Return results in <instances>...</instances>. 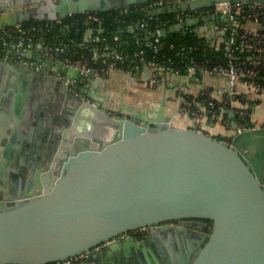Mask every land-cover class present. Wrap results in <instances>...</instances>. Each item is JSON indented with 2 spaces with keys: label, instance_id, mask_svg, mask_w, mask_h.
I'll return each mask as SVG.
<instances>
[{
  "label": "water",
  "instance_id": "95a60500",
  "mask_svg": "<svg viewBox=\"0 0 264 264\" xmlns=\"http://www.w3.org/2000/svg\"><path fill=\"white\" fill-rule=\"evenodd\" d=\"M147 1L30 0L31 7L3 17L1 29ZM217 1L224 0L186 1L152 13ZM251 1L264 3L231 0ZM220 17L192 18L169 30ZM95 31L89 28L91 37ZM41 48L47 56L39 69L0 55L1 263L47 264L88 252L75 264H264V125L237 132L233 121L228 140L179 127L167 112L166 93L143 110L106 107L107 97L93 89L106 76L85 77ZM11 74L32 79L33 91L14 90ZM48 84L52 101L44 99ZM28 96L40 97V104L23 102ZM39 115L38 147L26 151L23 141L33 134H20L16 125L30 127ZM173 221L179 227L164 233L162 223ZM144 226L153 229L142 239L120 237Z\"/></svg>",
  "mask_w": 264,
  "mask_h": 264
},
{
  "label": "built area",
  "instance_id": "2783aa9c",
  "mask_svg": "<svg viewBox=\"0 0 264 264\" xmlns=\"http://www.w3.org/2000/svg\"><path fill=\"white\" fill-rule=\"evenodd\" d=\"M186 1L193 0H150L140 4H136L135 10L145 13H152L154 10L163 8L166 6L180 5ZM132 7V6H131ZM130 7V8H131ZM130 8L119 9L121 12L130 10ZM153 14V13H152ZM220 15L221 17H228L229 20L225 24H221L220 28L223 30V34L218 37L215 41L217 45L222 46L224 50L225 62L215 63L213 65H206L204 63L195 62L194 60L188 62L185 66L186 73H181V68L175 65L165 66L160 62L149 60L146 57V51L144 48L136 50L134 53V59L129 65L130 68L127 70L135 71L141 68H149L153 70L151 77L152 83H157L159 80L158 76H163L164 74L171 73L176 75H186L191 77L196 75H210V76H222L226 77L228 81V88L224 93L222 98L217 99L211 94H206L210 96L207 101L204 99L194 100L196 104L193 106L190 102H186V99L180 101L177 109V113L182 115H187L190 117L196 118H206L211 122L220 123L226 125L227 127H232L233 121L229 120L233 118L238 112V86L243 84L247 87H251L257 91L264 92V83L258 81L260 74L259 64L260 60L254 59L252 56V66L247 67L243 64L236 62V53L238 49L244 48V43L241 41L243 39L247 40L251 36L253 31L245 29L240 37L236 36V23L237 17L240 15H245L252 21L258 22L260 25H264V3L257 1H251L248 4H243L240 2L233 3L231 0L217 1L211 6H206L198 9L186 10V11H177L175 15V24L184 23L187 20L196 17L202 16H213ZM104 16L98 12L86 13V16L83 17L82 21L83 26L91 27L96 29H103ZM212 22H216V18L210 19ZM62 20L57 21L61 23ZM53 21L47 20L45 23H37L30 25L29 27H24L22 23L17 24L13 29H0V39L2 41V46L0 47V55L11 60L14 63H26L31 67L36 66L38 69L41 65L32 59L26 58V52L35 47L37 44H42L44 49H48L51 54H59L62 56L63 61L73 67L79 68L82 75L85 77H105L108 76L112 71L119 66L120 63L125 62L130 58V53L125 51H113L108 58L101 60L97 64H92L91 59L85 55H81L78 58H72L71 56H66V44L62 43H50L46 41L43 33L51 31L53 28ZM167 22H164L166 24ZM75 25V24H74ZM138 25L142 28L145 27L146 21L144 19L138 21ZM174 25V24H173ZM220 25V24H218ZM216 25V27H218ZM81 28V27H79ZM165 28L158 26L154 34L156 35L153 45L157 49L162 45L161 37L165 35ZM264 37V36H263ZM69 40L72 42L71 37ZM113 40L115 42L120 41L119 35H114ZM96 43L102 41V38L97 35L95 38ZM105 41V39H103ZM148 44V43H147ZM109 46V45H106ZM105 46V47H106ZM83 48V47H80ZM12 49L13 51L8 53L6 50ZM60 77H64L61 76ZM69 82H76L75 79L68 80ZM88 98V97H87ZM89 99V98H88ZM231 113L234 116H231ZM241 114L246 115V110H241ZM237 132L243 131L255 127L253 124H238ZM198 129L201 130L200 127ZM228 140V139H227ZM147 229V226L140 227L138 229L128 231L123 233L120 237H137L135 231H142L144 233ZM88 255V252L76 255L67 260L51 262L47 264H75L82 262ZM3 264V263H1Z\"/></svg>",
  "mask_w": 264,
  "mask_h": 264
},
{
  "label": "crops",
  "instance_id": "0c3cea01",
  "mask_svg": "<svg viewBox=\"0 0 264 264\" xmlns=\"http://www.w3.org/2000/svg\"><path fill=\"white\" fill-rule=\"evenodd\" d=\"M28 1L30 0H0V29L1 25H4L5 22L3 17H8L14 12L31 7V5H25V3ZM33 5H39V3ZM258 24V22L249 19L246 23V28L251 31H256L258 30ZM216 25H218L217 22L206 21L201 25H197L196 29H199L200 32L209 35L211 38H214L215 41L224 33L220 28L221 25H218V27H216ZM89 28L90 27L80 28V33L76 34L74 37H71L72 42L77 44L79 47L90 49L95 61L103 60L104 58L110 56L114 50H112L110 46H97L95 41L97 36L96 31L91 37ZM7 51L9 53L13 50L8 49ZM46 56L47 55L41 48V44H37L35 47L30 48L26 52L27 59L36 60L37 62L40 59H44ZM152 74L153 70L149 68H141L135 71L117 68L108 76H106V80L97 86H94L93 89L107 97L102 100V104H104L106 107L117 110H121L125 106L139 108L141 110L147 106H157L160 103L163 94L166 93L168 95L167 112L175 114L173 121L176 126H197L200 127L201 130H204L211 135H223L226 137V140L228 139V136L233 131L232 127L228 129L226 125L211 122L206 118L190 117L177 113L178 105L183 99H188L191 97L192 100H195L198 99V97H202L206 94H211L217 99L222 98L228 88V81L226 77L210 76L205 74L200 75L196 77L195 80H193L186 75L167 73L162 76L160 81L154 84L151 82ZM19 76H14L11 74L9 76L10 80L9 82L7 81V83L9 85L12 84V88L14 90H24L25 93L33 91V80H27L24 76ZM36 83V86L40 91V79H37ZM82 85L87 84L82 83ZM49 86L50 85L48 84L43 88L48 93V96L46 98L44 97V99L52 101L54 97L49 93L51 92ZM39 91L38 93H40ZM238 92V94L242 95L245 100H238L239 107L248 108V102H254L252 109L250 110L252 124L254 126L264 125V92L257 91L243 84L238 86ZM22 100L23 102L26 100H32L35 103L40 104V97H36L34 99L28 96L24 97ZM58 102L59 101L56 99L55 103L57 104ZM15 125V123H10V127L13 126L15 128ZM29 125L31 126L27 127V122L24 126L19 123L16 125V129L20 132V134L24 133L28 136H32L33 134L32 139L28 138L23 141L24 149H26V151L37 149L38 147L40 139V115L37 118L32 119L31 122L28 121V126ZM25 130L26 132H24ZM18 131L17 133H19Z\"/></svg>",
  "mask_w": 264,
  "mask_h": 264
},
{
  "label": "trees",
  "instance_id": "16d2710c",
  "mask_svg": "<svg viewBox=\"0 0 264 264\" xmlns=\"http://www.w3.org/2000/svg\"><path fill=\"white\" fill-rule=\"evenodd\" d=\"M135 6L136 5H132L130 10L125 12H121L119 9H113L108 12L99 13L104 16L105 19L103 22L104 30L100 31V29H96V35H99L102 38V41L98 42L97 46L105 47L106 45H109L115 52H129L130 58L119 64L121 68L125 70L129 69V65L135 57V51L141 48L145 49L146 57L149 60L160 62L165 66L175 65L180 67L181 73L184 74L186 73L184 69L186 64L192 60L206 65H213L215 63L226 61L223 47L217 45L214 38H211L209 35L200 32L199 29H196L197 25H201L206 21L202 20L193 25H186V27L182 30L170 31L169 28L175 24L174 18L176 12L154 15L152 13L138 12L134 9ZM85 16L86 14L72 15L63 19L61 23L53 21L52 30L43 33V35L46 41L50 43L64 42L66 44V56H71L76 59L81 55H85L91 59L92 64H97L101 62V60L95 61L90 49L80 48L77 44L69 40V37H74L76 35L77 28H82L83 23L82 21L80 22V20H82ZM142 19L146 21L144 28L138 25V21ZM228 20L229 18L226 16L216 18V22L220 25L225 24ZM248 20L249 18L245 15L237 17V23L235 25L237 37H240L243 31H245ZM41 22L45 23L46 20ZM164 22L167 23L164 24ZM34 23L35 22L32 21H25L22 25L24 27H29ZM158 26L167 30L165 35L161 37L162 45L159 49L153 45L156 37L154 31ZM10 29H13V27H10ZM114 35L120 36L119 42H115L113 40ZM251 36L252 37L247 40H241L245 45L243 49L237 50L236 62L250 67L252 66V56L254 59L260 60V64L258 66L260 74L257 79L260 83H264V25L258 24V30L253 31ZM103 39H105V41H103ZM1 46L2 41L0 39V47ZM158 78L160 81L162 76H158ZM237 96L239 100L245 101L242 95L238 94ZM209 97L210 96L208 95H203L202 97H198V99H204L207 101L210 99ZM186 102H190L193 106L196 104L191 97L186 99ZM248 103V108L238 106V112H236L233 118L229 117V120L236 121L238 124H252L250 110L252 109L254 102L250 101ZM241 110H246L247 114H241ZM227 128L230 129L231 127ZM212 135L220 139H226L223 135Z\"/></svg>",
  "mask_w": 264,
  "mask_h": 264
},
{
  "label": "flooded vegetation",
  "instance_id": "af4514ba",
  "mask_svg": "<svg viewBox=\"0 0 264 264\" xmlns=\"http://www.w3.org/2000/svg\"><path fill=\"white\" fill-rule=\"evenodd\" d=\"M6 52H8L6 50ZM162 225H164L167 230L164 231V233H168L169 231H171L170 227H179L180 222L179 221H173V222H164L162 223ZM210 227H211V222H209L208 224V229L207 232H210ZM153 228L151 226H147V229L145 230L144 233H141L142 231H135V235L137 236L136 238L142 239L143 237H145ZM172 232H175L174 230H172Z\"/></svg>",
  "mask_w": 264,
  "mask_h": 264
},
{
  "label": "bare ground",
  "instance_id": "6f19581e",
  "mask_svg": "<svg viewBox=\"0 0 264 264\" xmlns=\"http://www.w3.org/2000/svg\"><path fill=\"white\" fill-rule=\"evenodd\" d=\"M0 264H1V262H0Z\"/></svg>",
  "mask_w": 264,
  "mask_h": 264
}]
</instances>
